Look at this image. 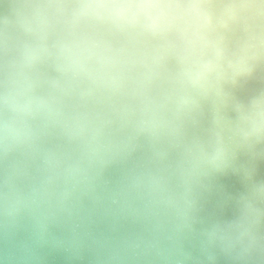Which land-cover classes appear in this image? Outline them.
Listing matches in <instances>:
<instances>
[{
	"label": "clouds",
	"instance_id": "clouds-1",
	"mask_svg": "<svg viewBox=\"0 0 264 264\" xmlns=\"http://www.w3.org/2000/svg\"><path fill=\"white\" fill-rule=\"evenodd\" d=\"M209 4L210 0H80L72 13L74 24L92 20L122 31L142 28L152 36L175 30L180 67L174 75L161 72L166 50L117 48L92 37L58 42L59 70L70 83L53 81L54 91L47 94H37L32 75L50 55L43 43L25 45L19 59L0 64V161L16 152L42 159L40 179L28 191L14 183L15 175L26 173L16 171L0 179V223L7 225L11 219L14 224L23 212L40 230L61 223L65 213L71 216V193L57 186L91 188L109 165L131 158L137 138L146 137L153 145L176 150L178 158L174 166L164 164L163 150L158 153L161 159L151 162L155 167L134 168L127 177L121 193L143 201L141 215L151 228L139 242H125L123 250L167 264H204L184 243L197 232L200 198L210 191L207 181L233 167L237 156L232 143L248 149L264 146V88L247 100L231 91L264 69V0H230L226 6L229 20L243 14L251 22L246 39L234 49L212 37L215 14ZM0 23L7 24V18ZM4 39L0 32V47ZM80 80L89 85L79 94L84 104L69 108L64 97L72 91L71 81ZM98 96H130L135 107L114 108L113 119L85 107ZM209 110L206 135L189 136V126L198 125ZM228 110L235 113L234 119ZM125 128L128 134L118 136ZM52 129L76 145L75 154L41 148ZM237 209L234 218L218 219L200 230L208 264H215L217 251L234 264H264V181L239 197Z\"/></svg>",
	"mask_w": 264,
	"mask_h": 264
},
{
	"label": "water",
	"instance_id": "water-1",
	"mask_svg": "<svg viewBox=\"0 0 264 264\" xmlns=\"http://www.w3.org/2000/svg\"><path fill=\"white\" fill-rule=\"evenodd\" d=\"M229 2L210 0V10L215 14L212 37L221 39L226 47L234 49L246 39L251 22L243 14L235 21L229 20L224 15ZM79 3L80 0H0V21L8 20L7 24L0 23V32L5 37L0 47V64L19 59L25 45L43 43L50 55L36 65L32 75L37 81V94H47L54 91L53 81L62 85L70 83V78L59 70L55 47L58 42L92 37L117 48L131 46L146 53L166 50L167 59L161 72L170 76L179 70L176 49L180 40L175 30L152 36L142 28L122 31L110 23L92 20L74 24L72 13ZM17 11L23 15H17ZM41 35L45 37L43 41L39 39ZM71 83L72 91L64 97V103L69 108L80 107L84 102L79 94L88 88V81ZM262 88L264 69L259 70L254 79L240 81L231 91L237 98L247 100ZM123 106L133 109L135 101L130 96H116L111 100L98 96L96 101L85 105L88 110L105 112L113 119H116L114 108ZM228 115L235 117L231 110H228ZM211 118L209 110L198 125L189 126L188 135H206ZM116 128L119 129V122ZM128 131V128L118 130L117 135L124 137ZM134 143L136 150L131 158L127 161L118 159L109 165L91 188L81 186L73 189L71 185L62 183L57 186L58 191L67 188L71 193L68 201L71 216L65 213L61 223L49 224L46 231L40 230L27 212L21 213L14 224L11 219L7 225L0 223V264H167L152 256H137L123 250L125 242L136 243L139 238L147 236L151 225L141 215L143 201L135 194L123 195L121 189L134 168L155 167L151 162L161 159L159 152L167 150L164 164L172 166L178 154L167 145H153L146 137H139ZM41 148L68 154L76 152V145L69 143L58 129H52L44 137ZM262 148L264 146L257 145L248 149L232 143L237 156L233 167L207 181L210 191L200 198L197 232L189 235L184 243L185 249L203 260L204 264L208 262L201 251L199 232L218 219L234 218L239 197L247 194L254 183L264 181ZM41 165L39 155L31 158L20 152L13 153L0 161V179L13 176L16 171L26 173L15 175L14 183L19 189L28 191L39 181ZM184 264H193V261H185ZM215 264L234 262L217 251Z\"/></svg>",
	"mask_w": 264,
	"mask_h": 264
}]
</instances>
